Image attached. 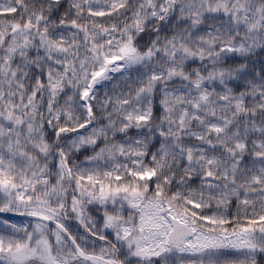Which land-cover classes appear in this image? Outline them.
Returning <instances> with one entry per match:
<instances>
[{
	"label": "snow or ice",
	"instance_id": "snow-or-ice-1",
	"mask_svg": "<svg viewBox=\"0 0 264 264\" xmlns=\"http://www.w3.org/2000/svg\"><path fill=\"white\" fill-rule=\"evenodd\" d=\"M0 264H264V0H0Z\"/></svg>",
	"mask_w": 264,
	"mask_h": 264
}]
</instances>
